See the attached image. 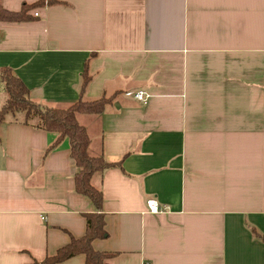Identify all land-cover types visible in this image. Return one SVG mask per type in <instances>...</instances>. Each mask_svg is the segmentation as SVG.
Wrapping results in <instances>:
<instances>
[{"label": "crops", "instance_id": "crops-1", "mask_svg": "<svg viewBox=\"0 0 264 264\" xmlns=\"http://www.w3.org/2000/svg\"><path fill=\"white\" fill-rule=\"evenodd\" d=\"M54 1L0 22V68L49 107L79 100L85 67L84 101L116 94L76 115L89 154L121 162L90 178L106 231L92 249L115 254L107 264H264V0ZM57 139L0 124V264H42L85 234L95 207Z\"/></svg>", "mask_w": 264, "mask_h": 264}, {"label": "trees", "instance_id": "trees-1", "mask_svg": "<svg viewBox=\"0 0 264 264\" xmlns=\"http://www.w3.org/2000/svg\"><path fill=\"white\" fill-rule=\"evenodd\" d=\"M53 3H55L54 0H48L32 5L24 4L18 12H8L0 6V22L29 20L31 18L26 15L29 10L38 5H52ZM89 81L90 76L85 67L82 72L79 100L67 108H54L31 100L25 85L9 69L0 68V83L5 96L0 108V124L8 116L12 118L20 116V123L58 134L57 142L67 138L70 146V157L78 169L74 177L75 192L88 198L95 207V212L85 215L86 230L84 236L80 239H71L70 243L60 248L55 255L46 257L42 264H57L79 254L85 256L86 264H107V261L115 255L96 252L91 247L93 240L105 238L106 231L104 229V216L101 212L103 197L101 192L91 185L90 178L95 172L120 166L121 162L109 163L101 156L93 157L89 154L90 139L85 127L77 122L76 115L104 113L116 94L103 95L93 101H84L83 92ZM54 146H51L48 151ZM254 234L258 236L256 233ZM260 238L264 242V237Z\"/></svg>", "mask_w": 264, "mask_h": 264}, {"label": "built area", "instance_id": "built-area-1", "mask_svg": "<svg viewBox=\"0 0 264 264\" xmlns=\"http://www.w3.org/2000/svg\"><path fill=\"white\" fill-rule=\"evenodd\" d=\"M34 15L36 16L37 13H34ZM132 96L134 99L140 102H145L149 97L145 92L142 91L135 92L134 94H132ZM146 207H147V212L154 215L168 211L166 207H160L155 199H148L146 201Z\"/></svg>", "mask_w": 264, "mask_h": 264}, {"label": "rangeland", "instance_id": "rangeland-1", "mask_svg": "<svg viewBox=\"0 0 264 264\" xmlns=\"http://www.w3.org/2000/svg\"><path fill=\"white\" fill-rule=\"evenodd\" d=\"M3 96H4V94H3ZM67 108V107H66ZM13 119V118H12ZM14 119H18V120H20V116H16V118H14Z\"/></svg>", "mask_w": 264, "mask_h": 264}]
</instances>
